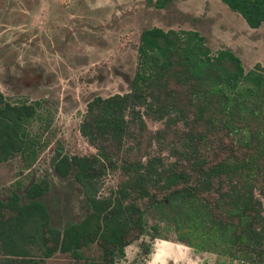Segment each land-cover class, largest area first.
<instances>
[{"label": "trees", "instance_id": "trees-1", "mask_svg": "<svg viewBox=\"0 0 264 264\" xmlns=\"http://www.w3.org/2000/svg\"><path fill=\"white\" fill-rule=\"evenodd\" d=\"M221 1L250 28L264 22V0ZM41 108L0 91V163L36 160L40 145L29 127ZM146 118L161 127L148 129ZM79 132L95 152H58L53 170L81 187L85 215L54 227L43 201L50 181L13 188L0 198V264H42L57 253L117 264L144 235L172 236L224 261L264 264L260 64L246 71L231 50L212 54L196 30L143 29L129 91L93 97ZM115 171L122 180L101 193L103 179ZM94 246L98 256L85 257L83 250ZM140 246L147 256L150 243Z\"/></svg>", "mask_w": 264, "mask_h": 264}, {"label": "rangeland", "instance_id": "rangeland-1", "mask_svg": "<svg viewBox=\"0 0 264 264\" xmlns=\"http://www.w3.org/2000/svg\"><path fill=\"white\" fill-rule=\"evenodd\" d=\"M159 4L161 0H0V91L12 102L42 103L29 127L40 151L34 162L16 156L0 163V198L5 200L17 186L23 192L31 183L47 179L51 186L43 201L54 227L85 215L81 187L71 176L59 178L53 163L58 152L80 156L95 152L79 132L86 105L95 96L129 91L143 29L196 30L212 54L229 49L246 71L256 64L264 69V23L250 29L220 0ZM146 124L152 131L161 127L147 118ZM157 148L153 144L152 152L157 153ZM122 178L121 171L110 172L102 181L101 193H109ZM143 241L150 243L145 257ZM83 255L94 259L98 249H85ZM223 262L242 264L195 252L172 236L151 240L144 235L125 248L117 264ZM42 264L88 262L57 253Z\"/></svg>", "mask_w": 264, "mask_h": 264}, {"label": "flooded vegetation", "instance_id": "flooded-vegetation-1", "mask_svg": "<svg viewBox=\"0 0 264 264\" xmlns=\"http://www.w3.org/2000/svg\"><path fill=\"white\" fill-rule=\"evenodd\" d=\"M168 1H169V0H161V4H159V6H160V7H163V6L165 5V3L168 2ZM180 1H186V0H180ZM220 1H221V0H220ZM221 2H222V1H221ZM222 3H223V2H222ZM224 4H225V3H224ZM225 5H226V4H225ZM226 6H227V5H226ZM227 7H228V6H227ZM228 8H229V7H228ZM229 10H230V8H229ZM231 11H232V10H231ZM232 12H234V11H232ZM234 13H237V12H234ZM237 14H238V13H237ZM239 15H240V14H239ZM240 16H241V15H240ZM241 18H242V16H241ZM242 19H243V18H242ZM243 20H244V19H243ZM244 22H245V20H244ZM245 23H246V22H245ZM263 23H264V22H263ZM263 23H262V24H263ZM262 24H261V25H262ZM246 25H247V24H246ZM261 25H260V26H261ZM247 26H248V25H247ZM260 26H259V27H260ZM259 27H258V28H259ZM249 28H250V27H249ZM250 29H253V28H250ZM256 29H257V28H256ZM169 30H170V29H169ZM172 30H174V29H172Z\"/></svg>", "mask_w": 264, "mask_h": 264}]
</instances>
